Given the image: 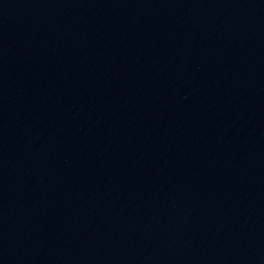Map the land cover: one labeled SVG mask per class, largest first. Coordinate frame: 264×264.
<instances>
[{
    "label": "water",
    "instance_id": "95a60500",
    "mask_svg": "<svg viewBox=\"0 0 264 264\" xmlns=\"http://www.w3.org/2000/svg\"><path fill=\"white\" fill-rule=\"evenodd\" d=\"M0 264H264V0H0Z\"/></svg>",
    "mask_w": 264,
    "mask_h": 264
}]
</instances>
